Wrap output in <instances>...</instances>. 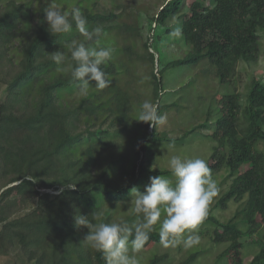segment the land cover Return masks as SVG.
<instances>
[{
	"label": "trees",
	"instance_id": "16d2710c",
	"mask_svg": "<svg viewBox=\"0 0 264 264\" xmlns=\"http://www.w3.org/2000/svg\"><path fill=\"white\" fill-rule=\"evenodd\" d=\"M209 2V6H204L201 1L191 5L190 14L182 25L184 42L191 51L184 58L163 66L160 79L154 75L155 97L163 90L162 79L169 69L197 66L206 61L214 69L218 82L227 85L240 62L258 63L264 35V0ZM183 4L184 0H167L157 14L158 26L163 28L173 17L180 15ZM23 7H10L0 14V45L7 47L8 51L10 45L21 37L19 26ZM45 8V5L40 7L37 29L22 46V63L8 79L7 98L0 106V224H3L0 237L4 239L8 235L12 245L22 246L34 264H105L102 254L84 241L89 229L86 226L77 228L74 217L82 214L93 223L112 222L110 212L100 214V208L105 202L131 199L130 190L137 180L136 164L131 171L122 170L128 179L115 185L110 179V166L92 175L89 171L91 163L76 156L75 149L84 141L94 142L97 138L126 132L132 120V96L127 90L115 86L111 91L113 106L97 102L96 97L85 98L74 106L61 101L58 93L73 90L76 84L71 82L68 71H59L67 63H72L69 46L73 41H83V36L74 22L71 32L52 36L48 31ZM110 15L85 13L87 28L91 30L99 26L102 35L105 34L107 21L113 17ZM74 32H79L75 38L71 36ZM102 38L101 46L106 47ZM57 50L66 57L59 66L49 54ZM104 71L109 77L116 74L117 69L109 60ZM227 98V115L217 118L211 137L218 142L212 159H218L219 168L228 169V187L218 192L207 217L199 226L214 227L212 241L228 245L222 255L238 249L242 239L254 237L264 224V152L258 149L264 142V82L251 81L245 104L241 103L238 92L230 93ZM156 106L158 113L162 114L164 108ZM101 112L106 115L107 130H95ZM81 116L95 119L91 123L86 119L84 131L78 130ZM150 127L145 123L146 132ZM152 128V134L144 137L137 146V157L148 143L168 139L166 134L159 136ZM201 128H206V124L194 127L187 134ZM93 153L90 146L86 156L95 158ZM248 163L251 167L240 172V168ZM139 166L138 176L144 175L148 183L151 174H171L169 171L152 172L143 163ZM53 187L63 190L57 195L42 194L39 190ZM37 197L38 206L45 207L42 215L36 209L22 218L12 219L15 213L8 209L25 207ZM231 202L242 205L232 219L221 222L212 211L227 209ZM135 218L130 215L125 220L131 225ZM152 243H160L158 232L150 235L146 246ZM198 255L197 252L191 253L180 264H192ZM166 262V255H158L148 264ZM249 264H264V244Z\"/></svg>",
	"mask_w": 264,
	"mask_h": 264
},
{
	"label": "rangeland",
	"instance_id": "374dc122",
	"mask_svg": "<svg viewBox=\"0 0 264 264\" xmlns=\"http://www.w3.org/2000/svg\"><path fill=\"white\" fill-rule=\"evenodd\" d=\"M166 1L56 0L60 9L69 12V14L73 9H78L82 15L85 13L92 15L106 13L111 16L110 14H113V17L107 21V31L102 35V39L104 40L103 44L112 50L110 61L117 69L116 74L108 77L112 80L110 87L97 90L95 81H92L86 96L80 95L75 87L70 91H60L58 95L61 101L74 106L85 98L96 97L97 102H105L107 106H113L111 91L115 86L127 90L132 96V120L128 130L121 135L112 134L103 139L97 138L94 142L84 141L76 147L75 155L85 158L91 163L92 167L89 168V171L92 175H97L105 167L110 166V179L115 185L125 183L128 178L123 176L122 170L126 168L131 171L136 164L134 170L137 180L134 187L141 191H144V186L148 184L144 175L138 176L141 171V166H139L141 163L145 164V167L152 172H166L169 171L167 162L171 155L202 158L208 162L219 191L222 192L228 187L226 178L229 171L226 167H218V159H212L214 147L218 146V142L214 141L211 135L215 132L217 118L227 115V96L232 92H238L241 95V103L245 104L251 81L256 79L264 82V35L261 39L258 63L240 62L236 74L227 85H221L218 82L214 69L204 61L197 66L169 69L162 79L163 90L158 97H155L154 75L160 79V70L163 66L184 58L191 51V47L184 42L183 36L172 38L169 33L174 27L182 28L183 21L190 14V7L194 2L201 1L204 6L210 4L209 0H184L181 14L173 17L165 27L160 28L156 22L157 14ZM48 2L49 0H0V14L10 7L24 6L23 18L19 26L20 39L10 45L9 51L6 49L7 47L0 45V106L7 98L8 79L19 70L18 67L22 63V46L36 31L40 7L42 5L47 7ZM77 35L79 32L71 34L72 37ZM81 38L83 39V37ZM67 66L68 63L59 72L66 73ZM145 100L164 108L162 114L167 115V123L154 129L159 136L166 134L168 139L156 144L148 143L145 150L137 157L135 152L137 146L144 137L150 136L153 130L150 127L146 132L145 122L138 121L139 106ZM86 119L90 123L95 120L94 117L81 116L82 123L78 127L79 131L85 130ZM105 119V113L101 112L96 119L95 130L108 129ZM202 124H206V128L198 129L190 135L187 134L194 127ZM173 142L174 147L169 152L168 145ZM104 144L107 147H104ZM90 146L93 147V157L95 158L86 156ZM258 149L264 152V142L259 145ZM141 160L143 161L141 162ZM250 167L251 164H245L240 168V172H245ZM162 176L170 177L171 174ZM39 190L42 194L57 195L63 189L53 187ZM130 200L105 202L104 206L100 208V214L109 211L112 222H118L120 219L125 220L132 215L128 212ZM38 202L39 198L37 197L31 199L25 207L6 209L15 213L12 219L22 218L36 209L42 215L45 207L38 206ZM241 205L231 202L227 209L218 208L213 209L212 212L221 222H227L235 216ZM2 227L3 224H0V232ZM213 230L214 227L210 225L199 227L201 244L188 250L183 249L182 246L165 249L160 243H152L139 254L140 264H148L153 257L158 255L167 256L166 264H180L194 252L199 255L192 264H249L264 244L263 224L254 237L242 239V245L238 249L231 251L228 255H222L228 245L214 243L211 237ZM0 264H34V262H30L22 246L12 245L8 235H5L4 239L0 237Z\"/></svg>",
	"mask_w": 264,
	"mask_h": 264
},
{
	"label": "clouds",
	"instance_id": "9594fccd",
	"mask_svg": "<svg viewBox=\"0 0 264 264\" xmlns=\"http://www.w3.org/2000/svg\"><path fill=\"white\" fill-rule=\"evenodd\" d=\"M44 13L52 36L71 32L73 22L83 36V41H73L69 46L72 63L66 69L78 93L86 96L92 81H95L97 90L110 87L112 80L108 78L104 66L111 59L112 50L101 46L102 28L97 26L89 30L86 16L78 9H73L71 14L62 11L56 0H49ZM182 33V28L177 26L169 35L179 38ZM49 54L58 66L66 60L60 50ZM139 108L138 121L149 123L156 129L166 125L167 115L159 114L150 101L145 100ZM173 147L174 142L168 145V151ZM167 167L170 177L151 176L144 191L137 187L130 190L128 212L137 218L131 225L124 219L93 223L82 214L74 217L77 228L86 226L89 229L84 241L102 254L105 264H140L139 254L153 232H158L160 244L165 249L182 246L188 250L201 244L198 228L218 195L217 181L208 162L202 158L171 155Z\"/></svg>",
	"mask_w": 264,
	"mask_h": 264
}]
</instances>
